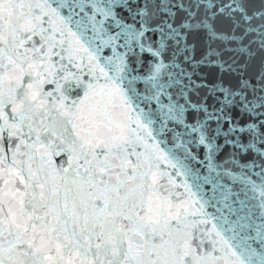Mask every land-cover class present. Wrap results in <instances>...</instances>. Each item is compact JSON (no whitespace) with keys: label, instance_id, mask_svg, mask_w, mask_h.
<instances>
[{"label":"snow or ice","instance_id":"1","mask_svg":"<svg viewBox=\"0 0 264 264\" xmlns=\"http://www.w3.org/2000/svg\"><path fill=\"white\" fill-rule=\"evenodd\" d=\"M0 264H264V0H0Z\"/></svg>","mask_w":264,"mask_h":264}]
</instances>
